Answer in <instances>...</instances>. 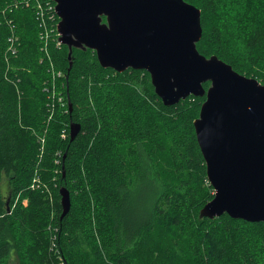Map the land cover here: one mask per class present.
Returning <instances> with one entry per match:
<instances>
[{"label": "trees", "instance_id": "obj_1", "mask_svg": "<svg viewBox=\"0 0 264 264\" xmlns=\"http://www.w3.org/2000/svg\"><path fill=\"white\" fill-rule=\"evenodd\" d=\"M185 1L197 50L264 84V0ZM47 3L0 0V264H264L262 222L199 217L214 195L193 127L205 97L165 106L147 71L89 48L68 71Z\"/></svg>", "mask_w": 264, "mask_h": 264}, {"label": "water", "instance_id": "obj_2", "mask_svg": "<svg viewBox=\"0 0 264 264\" xmlns=\"http://www.w3.org/2000/svg\"><path fill=\"white\" fill-rule=\"evenodd\" d=\"M53 1L68 71L72 49L89 48L103 68L147 71L165 106L190 95L205 97L193 127L214 195L199 217L226 213L264 224V84L197 50L200 9L185 0ZM79 130V123L70 122L71 141ZM59 194L63 217L70 194L64 186Z\"/></svg>", "mask_w": 264, "mask_h": 264}, {"label": "built area", "instance_id": "obj_3", "mask_svg": "<svg viewBox=\"0 0 264 264\" xmlns=\"http://www.w3.org/2000/svg\"><path fill=\"white\" fill-rule=\"evenodd\" d=\"M54 2V1H53ZM37 7H38V10H39V13H40V15L42 14V10H43V8H42V6L40 5V4H37ZM47 9L48 10H53V12H54V14L57 16V14L55 13V2H54V4H49V3H47ZM41 24H43V26H44V22H43V20H42V22H41ZM43 28V27H42ZM52 28H50V30H51ZM54 30H55V32H56V34H57V41H58V32H57V30H56V22L54 23ZM45 31H47V28L45 29ZM45 34H47V32H45ZM44 37H45V35H44ZM58 44H59V41H58Z\"/></svg>", "mask_w": 264, "mask_h": 264}, {"label": "rangeland", "instance_id": "obj_4", "mask_svg": "<svg viewBox=\"0 0 264 264\" xmlns=\"http://www.w3.org/2000/svg\"><path fill=\"white\" fill-rule=\"evenodd\" d=\"M58 21H56V24H57ZM42 30V29H41ZM56 37H57V34H56ZM58 43V41H57ZM60 44V43H59ZM61 45V44H60ZM63 45V44H62ZM6 185H5V181H4V186H3V193L6 194ZM10 263L11 264H16V257L14 254H12L11 258H10Z\"/></svg>", "mask_w": 264, "mask_h": 264}]
</instances>
